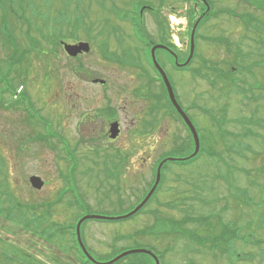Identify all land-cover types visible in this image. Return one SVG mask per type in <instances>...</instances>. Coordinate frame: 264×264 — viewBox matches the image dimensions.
<instances>
[{
  "label": "rangeland",
  "instance_id": "obj_1",
  "mask_svg": "<svg viewBox=\"0 0 264 264\" xmlns=\"http://www.w3.org/2000/svg\"><path fill=\"white\" fill-rule=\"evenodd\" d=\"M28 1L32 6L27 9L32 10L29 17L31 20L36 17L34 24L26 26L22 20L14 23L15 19L9 17L19 48L15 52L19 63L10 67L7 73L9 47L0 39V190L11 194L22 206L43 202L48 207L63 199L49 214L54 227L72 222L76 212L67 208L71 196L81 197L89 208L82 214L123 216L147 191V184L152 180L149 169L158 155L167 153V157L173 159L187 157L191 149L188 143L175 149L178 142L184 140L186 132L165 100L161 101L159 87L152 81L151 73L140 67L139 57L141 54L147 56L143 48L150 45L133 40L128 21L122 19L123 11L128 10L132 0H26V4ZM211 1L210 12L230 9L237 14L257 16L260 23L264 22L261 11L257 12L240 0ZM135 3L151 8L157 13V22L161 23H155L148 11L142 14L148 40L169 46L179 62H184L193 28L189 21L198 17L202 9L197 8L191 14L192 3L179 0H136L133 5ZM116 10L121 11L116 14ZM57 11L64 14L69 24L54 23L36 15V12L50 13L47 16L52 18ZM77 19L79 24L74 25L73 21L78 22ZM71 26H75L73 30L78 36L73 40L66 38L62 41L64 44L86 42L85 30L89 35L88 52H81L76 57H68L62 46L53 42L54 33L69 36ZM220 37L232 44L234 52L240 51L244 57V63L240 65L252 68L251 74L236 71L239 59L220 46ZM194 46L196 54L207 62H220L216 69L233 70L235 78L240 79L238 85L243 81L248 84L243 85L247 88L254 82L264 86L263 32L254 31L242 21L220 13L195 27ZM155 56L167 74L176 100L192 119L199 141L215 155L201 156L188 165L165 163L160 173L162 189L143 213L124 221L85 222L81 227L85 248L99 262L111 260L123 252L147 250L157 255L165 252L160 264H264V172H260L264 169V155L252 160L251 152L245 149V145L252 146L249 138L231 148V153L226 152L209 120L210 114L217 116L225 122L223 129L232 134L244 130L264 134V91L252 90L257 98L253 102L242 98L230 79L226 76L220 79L217 77L220 75H215L197 57L187 68L178 69L168 64L162 50L158 49ZM232 63L234 66L229 65ZM94 81L98 82L94 84ZM16 88L22 92L18 95L21 102L13 99ZM247 96L251 95L248 93ZM102 110L105 115L109 113L107 119H118L121 123L122 133L115 142L108 143L102 136L101 142H96L101 129L99 118L104 115ZM249 119L261 120L263 124L259 122L257 126L242 129L236 122ZM34 122L42 128H35ZM33 136L32 142L29 138ZM62 138L71 150L78 145L79 166L72 173L65 168L64 154L58 151L61 147L58 141L62 143ZM96 146L103 149L102 154L95 155ZM254 146L260 148L255 142ZM116 152L129 156V165L122 170L121 180L107 176L110 168L112 172L114 170L111 165L102 163L106 160L104 155L111 157ZM238 152L242 155L238 156ZM144 154H149L146 164L140 161ZM66 155L69 154L66 152ZM61 173L65 176L63 180ZM31 176L44 183L41 190L30 187ZM234 193L241 194L236 201L229 196ZM118 198H122V202L118 203ZM186 210L193 218L214 216L219 224L222 216L225 222L234 224V228L238 226L240 235L251 242H235L234 250L241 259L229 263L220 258L217 251L208 252L202 246H196L194 254L189 253L194 245L185 235L197 226L194 222L187 225L185 232L181 230L185 229L180 222L186 217ZM155 212L156 218H153ZM4 216L0 215V240L15 248L12 250L0 241V255L6 253L4 261L27 264L22 250L41 261L43 258L35 251L43 248L46 264H53V259L60 261L58 256L74 264L75 258L66 247L67 239L65 242L60 240L63 238L54 229L50 230L56 238L47 246V243L31 239L20 228L10 227L9 223L2 227ZM161 223H169V228L175 227L177 233L171 230V236H164ZM211 224L216 225L215 222ZM7 226L11 229L10 234ZM149 229L156 234H148ZM254 242L256 244H252ZM247 256L252 258L249 260ZM129 260L139 264L143 261L139 256H130ZM148 264H155L154 259L150 257Z\"/></svg>",
  "mask_w": 264,
  "mask_h": 264
},
{
  "label": "trees",
  "instance_id": "obj_2",
  "mask_svg": "<svg viewBox=\"0 0 264 264\" xmlns=\"http://www.w3.org/2000/svg\"><path fill=\"white\" fill-rule=\"evenodd\" d=\"M135 1L136 0H134V1L132 0L129 4L130 7L128 8V10L123 11L124 14H123L122 19L123 20L126 19L128 21L127 23L130 25V27H132L133 33L131 34V36H132V38H134L133 40L149 44L150 41L146 37V30L143 27L144 19H143V16L139 12L140 4L138 3L139 4L138 5L135 3L133 5V3ZM179 1H181L182 3H189V0H179ZM240 1L243 2L245 5H247L248 7L254 8V10H256L257 12L261 11L264 14V0H240ZM7 2H9V6L7 5ZM68 2H72V1L68 0ZM207 2H209V4L211 2V4H212L211 0L210 1L207 0ZM29 6H30V3L28 1L26 4V0H0V39H4L5 45H7V47L9 46V48H8L9 55L6 57V59H7V63H6L7 64V71L10 69V67H15L19 63L18 60L15 58V52L17 50V49H14V43H13L14 42L13 36L15 35V33L13 32V28L11 29L12 23H11L9 17H12L13 20L15 19L14 23H21L22 21H24L26 26H31V24H34L33 22L36 19V17L33 16L32 17L33 20H31V17H29L31 15V11H32V10L27 11L28 8L32 7V6H30V7ZM210 7L212 10V5ZM61 9H63V6H61ZM47 10H48V7H47ZM111 10L112 9H110V11ZM118 11H121V10H116V14H118ZM190 11L192 14V11H194V10L192 8H190ZM148 12H149L150 16L155 18V21H156L155 23H158L159 25H161L160 22H157V21H159L157 13H154L153 10H151V11L148 10ZM213 12L216 14L218 12H220V13L226 14L230 18L231 17L236 18V19L242 21L243 25L246 24L247 27L252 28L254 31L255 30L259 31V32L261 31L264 34V30H263L264 29V22L260 23V20L258 19L257 16H248V14H237L230 9H218V11H216V12L213 11ZM26 15H28V16H26ZM36 15L38 17L48 18V21H52L54 23L55 22H57V23L65 22V23L69 24V22L65 20V16L61 11H57L55 13V16L52 18L47 16V15H50V13L46 14L43 12H36ZM205 17L208 19V15H206ZM206 18H204L203 21L199 22L198 26L203 24L205 22ZM189 23L192 24L193 22L189 21ZM73 24L74 25L79 24V20H78V22L73 21ZM39 32H42V31H39ZM53 35H52L53 36V42L56 41V43L59 44V40H61L64 37H68L70 39L76 35V32L70 33L69 34L70 37L67 35L63 36V37H59V36H61L60 33H54ZM146 39L149 42L146 41ZM231 45L232 44L229 43L227 40L220 37V46H224L225 50L227 51V53L230 56L234 55L235 59H237V58L239 59V65H238L239 67L237 68L236 71H238V73H249V74H251L252 68H249V66L247 67V66L240 65V64L244 63V57L241 55L240 51L234 52ZM12 47L14 50H12ZM194 58L198 59V61L201 62V64H204L205 66L208 65V68H211V71L213 73H215V75H220V76H217V77H220V79H222V76H226V79H230L232 81L231 83H232L235 91L237 93H239L242 96V98H244V99L249 98L251 101L255 102L257 100V98L253 96L252 90L264 91V86L260 85L256 82H254V84L250 85L248 88L243 86V85L248 86V84L247 83L244 84L243 81H242V83H240L238 85V81H240V79L235 78V75L233 74V70L229 71V72H225V70H222L221 68L220 69L215 68L216 65H219V67H220V62L216 63V64L211 63V62H207L205 58L197 56L196 53L194 55ZM229 65L234 66L233 63L229 64ZM262 67L264 68V65ZM248 93L251 96H247ZM160 98H161V101L165 100L167 106L171 109V111H172L173 115L176 117V119L178 121H181L180 117L177 115V113L174 111V109L170 105V102L167 99L166 93L164 91H162V96ZM19 102H21V101H19ZM162 105H164V104H162ZM209 120L211 122V126H213V128L218 133L220 143L222 144V146L224 147L226 152L231 153V150H232L231 148H234L235 146L237 147V144L241 143V141L243 139L249 138L248 140L251 141L252 146L251 145H247V146L245 145V149L247 151L251 152L252 160H254L256 158H260L261 155H264V134L254 133V132H251L250 130L249 131L244 130L240 134H232L228 131H225V129H223V125L225 124V122L219 120L217 118V116L210 114ZM236 122L242 126L241 127L242 129H244L247 126H257L259 124V122L261 124H263L261 120L260 121H253L251 119H249V120H237ZM262 127H263V125H262ZM212 136H214V135H212ZM254 142L256 143V147L257 146L260 147L259 149L255 148ZM189 144L191 145V149H190V152L188 154H190L194 149L193 141L191 140L190 136H189ZM199 145H200V150H199L197 156H195L192 159H189L186 162L178 163V164L179 165L191 164V163L195 162L196 160H198L202 156V154L208 155L210 157L215 155V153L212 150L207 149L206 146H204V143H202L201 141H199ZM237 154H238V156L242 155L239 152ZM260 172H264V169H261ZM220 178L224 179V177H222L221 175H220ZM156 193L157 192H155L153 197L156 195ZM240 195H241L240 193H238V195L236 193H234V194L229 195V196L230 197L232 196V198H234L236 201L240 197ZM247 200H250V199H247ZM223 208L226 209L227 206H225ZM31 210L33 212L30 215H28L29 211H31ZM0 215H5L3 218L6 222L12 223L14 226H16L17 228H20L21 230L29 231L33 236H36L38 240L43 239V237L44 238L47 237L50 242L54 241L55 240V233L53 231H51L50 229H54L56 233H60V231H58L59 230L58 227H54L53 225L48 224L46 221L42 220L43 216H42V218L37 217L36 216L37 214H35V208H27L26 206H22L19 202H16L15 200H13L9 194H7L6 192H4L2 190H0ZM154 217L156 218V213L154 214ZM214 218H215L214 216L213 217L212 216H197L196 218H190L189 216H186L180 222L182 227H185V229L181 228V230L183 232H185V230L187 229L186 224L188 222H191V224H193L195 222L194 224H196L197 228H194L193 231L191 232V234L186 233V235H185V236H187L186 239L189 240V238H191L195 243L198 244V246L204 247L206 249V251H208V252H216L217 251L218 254L220 255V258H224L229 263L230 262L234 263L235 261H238L239 259H241L240 256L237 255L236 250H234L235 242L241 241V242H243V244H249L251 242L248 239H246L240 235V229L238 226H236L234 228L233 227L234 224L229 223V222H225L223 220L222 216H220V223L216 224L217 219H214ZM211 222H215L216 225H212ZM162 223L160 224V227L162 228L161 230H162L163 234H166V233L170 234L171 230L175 229V227L169 228V223H166L165 225H162ZM165 227H167V230L164 229ZM152 229L154 230L156 228H152ZM149 231L150 232L148 234H156L155 232L151 231L150 229H149ZM176 233H177V230H176ZM200 234L205 235V237H201ZM0 241H2V240H0ZM2 242H5V241H2ZM252 244H256V242H254ZM10 248L15 250L14 247L10 246ZM25 255L26 254H23L22 256L26 257ZM159 256H164V255H163V253H160ZM139 257H141L144 264H148L149 258L147 256H140L139 255ZM247 257H249V260L252 258L251 256H247ZM3 258L6 259V253H3L0 255V263L1 264L2 263H7V264L11 263V262L4 261ZM123 260H125V259H123ZM123 260H121L119 263H121ZM27 264H32V263H31V261L28 260Z\"/></svg>",
  "mask_w": 264,
  "mask_h": 264
},
{
  "label": "water",
  "instance_id": "obj_3",
  "mask_svg": "<svg viewBox=\"0 0 264 264\" xmlns=\"http://www.w3.org/2000/svg\"><path fill=\"white\" fill-rule=\"evenodd\" d=\"M208 10V8H207ZM193 35H194V28L191 32V46H190V56L189 58L192 56V52H193ZM88 45L87 44H84V43H80L78 45H74V46H69V45H66L65 46V51L67 52V54L69 56H72V57H75L76 55H78L79 53L81 52H88ZM156 49H166L165 47L163 46H155L154 48H152L151 50V56H152V60H153V63L154 65L156 66L157 70L159 71V73L161 74L162 76V79H163V82L165 84V87H166V90H167V93H168V97L171 101V103L173 104V106L176 108L177 112L181 115V117L183 118L184 122L187 124V126L190 128L192 134H193V137H194V142H195V152H194V155L197 153V150H198V140H197V137H196V133L194 132V129L191 125V123L188 121L187 117L184 115V113L181 111V109L179 108L178 104L176 103L175 101V98H174V95H173V92H172V89L168 83V80L165 76V74L163 73V71L161 70V68L157 65L156 61H155V58H154V51ZM118 135V128H117V124L114 123L111 125V129H110V137L112 139H114L116 136ZM159 169L160 167L158 168V171H157V178H156V183L155 185L158 183V179H159ZM30 182L32 184V186L36 189H40L43 185V183L40 181V179L36 178V177H33L30 179ZM155 188V186H154ZM154 188L149 192V194L147 195V197L143 200V202L134 210L132 211L129 215L125 216V217H128L132 214H134L138 209H140L144 203L148 200V198L151 196L152 192L154 191ZM88 218H101V219H105L104 217H98V216H94V217H85L83 218L80 222H78L77 224V237H78V241H79V244L81 246V249L85 252L83 246H82V243L80 241V236H79V226L80 224L82 223V221L88 219ZM134 253H144V254H148L150 256H152L154 258V260L156 261V264H158L156 258L150 253V252H147V251H144V250H134V251H128V252H125L121 255H119L118 257H116L115 259H113L112 261H110L109 263L107 264H113L114 262L118 261L119 259H121L122 257L126 256V255H130V254H134Z\"/></svg>",
  "mask_w": 264,
  "mask_h": 264
},
{
  "label": "flooded vegetation",
  "instance_id": "obj_4",
  "mask_svg": "<svg viewBox=\"0 0 264 264\" xmlns=\"http://www.w3.org/2000/svg\"><path fill=\"white\" fill-rule=\"evenodd\" d=\"M170 48V47H169ZM103 85V84H102ZM104 111V110H102ZM103 117L99 118V122L101 123V129L99 132V139H101V136L103 138H105V140L108 143H112L115 142L119 139V137L121 136L122 130H121V123L117 120H111V119H107L109 113L107 115H105V111L103 112ZM113 122H117L118 123V129H119V135L116 138L115 141H112L109 139V129H110V125H112ZM128 155L127 154H122L121 152L113 154L110 158H108V160H110L114 166V168L116 169V175L119 178V180H121V174H122V170L124 168H127V166L129 165V160H128ZM149 157V154H144V156L140 159V161L143 164H146V159ZM61 261V260H60ZM60 261H58V259H53V264H58Z\"/></svg>",
  "mask_w": 264,
  "mask_h": 264
}]
</instances>
